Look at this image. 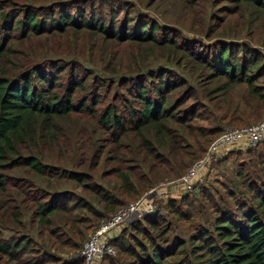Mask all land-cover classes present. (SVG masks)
Returning <instances> with one entry per match:
<instances>
[{"label": "trees", "instance_id": "16d2710c", "mask_svg": "<svg viewBox=\"0 0 264 264\" xmlns=\"http://www.w3.org/2000/svg\"><path fill=\"white\" fill-rule=\"evenodd\" d=\"M233 2L235 10L238 8V12L247 14L249 27L253 22L258 24L264 40V0ZM77 4L60 3L53 11L52 8L20 10L13 1L0 0V257L6 261L16 263L20 256L26 254L30 264H44L45 255L34 253L28 238L17 235L24 229L21 220L24 211L33 213L35 225L41 232L51 227V219L62 214L64 226L68 229L70 226L69 233H72L74 225H83L79 213L89 212L84 202H57L56 199L62 195L50 199L45 190L4 175V170L11 172L18 169L44 180L67 178L77 183L87 180L76 173L57 172L34 157L40 143L38 140L57 121L84 123L92 131L107 135L105 140L110 148L103 156L104 150L101 144L98 145L96 153L89 157L90 165L95 169L100 160L103 163L110 162L108 173L112 174L111 184L118 185L127 196H131L135 190L141 193L160 179L169 178L167 174H160V170L170 168L173 163L181 166L173 174V177H178L182 173L180 169L186 167L181 163L183 158L191 151L197 152L189 160V163L194 162L208 142L207 137L212 136L210 133L204 136L203 127H197L198 130L193 133L200 135V139L196 135L191 137V133L184 134L191 126H195L200 107L185 105L187 93L192 97L191 89L185 80L173 73H151L147 78L120 80L117 83L120 91H111V84L99 83L97 87L93 79L86 83L82 74L75 75L78 71L75 67L70 71L60 61L54 64L36 61V50H25L22 42L47 33L61 36L66 32H83L88 38L96 35L105 42L149 44L168 57L175 58L178 55L183 62L193 63L204 83L222 82L221 85L216 84V91L227 92L243 85L245 91L242 102L251 112L249 120L259 122L264 116V93L254 85L258 72L264 69V58L258 52L238 48L241 57L236 58L230 45L220 44L218 52L212 57L200 56L194 51L186 52L181 48V42L170 38L168 32L162 35L160 28L154 24H139L128 30L129 21L125 17L126 24L117 28L112 12L107 17L95 15L91 9L87 16L82 11L70 12ZM107 99L117 100L115 102L120 104V108L115 106V102H106ZM235 114H238L237 109L230 115H233V120L239 119ZM247 122L241 121L242 124ZM178 128L181 131L177 134ZM215 133L219 134L217 131ZM123 139L132 141L127 147L129 154L143 150L139 162L133 161L130 165L127 159L121 157L118 148L122 146ZM135 140L137 144L133 146ZM41 143L43 146L48 144ZM184 144L188 147L190 144V148L184 150ZM262 150L264 153V147ZM258 154H255V159H259L257 169L248 171L251 175L246 172L240 176V197L228 195L231 208L223 206L217 211L213 207L218 215L211 231L197 228L187 241L174 238L167 242V230L162 231L150 219H142L150 233L157 237L152 238L154 242L146 238L149 250L142 247L134 255L135 264H264V158L260 157L263 155L258 157ZM199 194L197 198L207 200L203 198L202 192L199 191ZM100 198L104 212L99 216L88 213L93 221H99L119 206L118 202L102 191ZM192 202L184 204L183 200L179 201L186 209ZM169 203L175 205L171 200ZM175 213L180 218L184 216L179 211ZM187 220L191 221V217ZM133 223L131 221L126 225L132 226ZM8 229L14 234L3 238L2 231ZM49 233H52V229ZM76 234L81 240L77 231ZM137 234L148 235L143 231ZM123 235L118 243L113 245L112 239L110 244L113 249L115 246L117 252L126 253L128 244ZM129 256L133 258L132 253Z\"/></svg>", "mask_w": 264, "mask_h": 264}, {"label": "rangeland", "instance_id": "374dc122", "mask_svg": "<svg viewBox=\"0 0 264 264\" xmlns=\"http://www.w3.org/2000/svg\"><path fill=\"white\" fill-rule=\"evenodd\" d=\"M11 1L20 10L24 8H52V11L59 7L60 3H78L73 6L70 12L82 11L87 16L91 9L95 15H104L105 17L112 12L115 17L114 26L117 28L119 25L126 24L125 17L129 21L128 30L136 28L139 24H154L160 28L162 35L168 32L170 38H175L181 42V48L186 52L194 51L200 56L210 55L212 57L218 52V45L226 44L230 45V49L236 58L241 57L238 48L245 51L252 49L264 58V40L261 36V28L256 22H253L249 27L247 14L238 12V8L235 10L233 0ZM100 40L103 39L96 35L94 38H88L84 36L83 32L75 34L66 32L61 36L47 33L32 37L28 41L22 42V45H24L25 50L28 48L36 50L34 54L35 59L37 58L36 61H47L51 64L60 61L67 70L71 71L75 67L78 70L75 75L82 74L86 83L93 79L97 82V87L99 83L102 85L111 84V91H120L117 85L120 80H131L137 77L147 78L151 73H173L179 79L185 80L191 89V98L186 91L185 105L195 104L200 107L195 126H191V129L185 131L184 134L191 133V137L197 136V134H193L198 130L196 128L203 127L204 136L207 133L212 134V136L207 137L208 142L206 141L200 157L194 162L189 163V160L197 155V152L192 153L191 151L183 158L181 163H184V167H186L180 169L182 173L178 177H173V174L177 173L176 170L181 166L178 167V164L173 163L170 168L165 167V170H160V174H167L169 178L160 179L159 182L141 193L135 190L131 196H127L126 193L123 194V190L118 185L111 184L112 174L109 175L108 173L111 167L110 162L103 163V160H100L95 169L90 165L89 157L96 153L98 145L101 144L104 150L103 156L110 148V144L105 140L107 135L92 131V128L84 123H77L73 120L57 121L49 132L38 140L40 143H38V150L34 157L41 164L52 167L57 172L76 173L86 177L87 180L82 183L67 178L58 181L54 179L44 180L32 177V174L25 170L3 171L4 175L11 179L26 181L38 189L45 190L50 199L62 195L63 197L56 199L57 202L64 200L77 204L84 202L88 208L89 212L79 213V220L84 222L83 225H74L72 233H69L70 226L69 229L64 226L62 214L51 219V227L41 232L35 225L33 213L31 211L23 212L21 220L24 229L22 228L17 235H24L28 238L34 253L45 255L44 264H81L78 256L79 249L96 227L118 209L143 199L153 205V211L136 217L133 220L134 225H124L118 232L112 233L113 245L118 243V239L124 234V241L128 244V252H117L114 246L115 254L113 256L104 260L100 259L94 264H135L136 257L134 255H137L142 247L149 250L146 245V238L149 237L154 242L152 238L157 237L156 234L150 233L147 229L148 225L142 219H150L162 231L167 230L165 236L167 242L174 238H177L178 241H187L197 228L211 231L214 219L218 215L214 208L216 207L217 211H220L223 206L231 208L232 203L228 195H231L232 198L240 197L242 190L240 188L242 179L240 176L257 169L259 159H255L256 153H259L258 157L263 155L260 157L264 158L262 150L264 141H262L252 149L229 152L228 155L226 154L227 156L225 155L209 164L203 173V179L193 185L190 190L183 192L178 187H173V184L203 156L209 144L222 131L254 126L261 122L264 116L259 122L249 120L251 112L242 102V95L245 91L243 85H238L227 92L216 91V84L221 85L222 82L204 83L194 64L183 62L178 55H175V58L168 57L166 53L150 47L149 44ZM254 85L264 93V69L258 72ZM115 101L117 100H106L108 103ZM115 106L120 108L118 102H115ZM235 109L238 111L235 116H239V119L233 120V115L230 113ZM241 121L248 122L242 124ZM170 128H175V126H170ZM180 131L178 128L177 134ZM215 131L219 134L216 135ZM197 137L200 139L201 136ZM41 142H48V144L43 146L44 144ZM131 144L130 139H123L122 146L118 148L121 157L127 159L130 165L134 163L133 161L139 162V157L143 153V150L139 149L136 151L137 153L129 154L127 147ZM136 144L137 141L135 140L133 146ZM186 144H188L187 141ZM182 148L187 150L190 148V144L189 147L184 144ZM156 150L157 153H160V150ZM247 174L251 175V172ZM101 191L113 201L118 202L119 206L114 212L104 216L99 221H93L88 213H95L99 216L104 212L103 201L100 198ZM199 191L207 200L197 198ZM170 200L175 203L174 206L169 203ZM180 200H183L184 204L193 201V205L191 203L186 209L185 206H181ZM177 211L184 215L183 218L178 217V214L175 213ZM189 217H191V221L187 220ZM139 218L141 221L135 222L139 221ZM51 229L52 233L55 234L49 233ZM76 231L80 234L81 240H79ZM142 231L148 235L137 234ZM13 234L14 232L8 229L2 231L1 236L7 238ZM129 253L133 254V258L129 256ZM30 263L26 254L20 256L16 263L0 257V264Z\"/></svg>", "mask_w": 264, "mask_h": 264}, {"label": "built area", "instance_id": "2783aa9c", "mask_svg": "<svg viewBox=\"0 0 264 264\" xmlns=\"http://www.w3.org/2000/svg\"><path fill=\"white\" fill-rule=\"evenodd\" d=\"M264 141V119L250 127L222 131L207 147L204 155L196 161L173 187L187 191L203 179V173L209 164L222 158L228 152L249 150ZM153 205L146 199L118 209L109 218L101 222L79 249L81 264H94L103 256L115 254L110 241L112 233L118 232L124 225L144 213L153 211Z\"/></svg>", "mask_w": 264, "mask_h": 264}]
</instances>
